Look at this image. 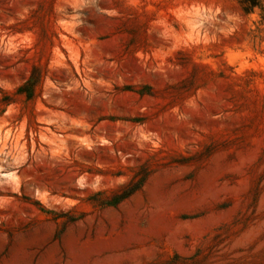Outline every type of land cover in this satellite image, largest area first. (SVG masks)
Segmentation results:
<instances>
[{
    "label": "rangeland",
    "instance_id": "1",
    "mask_svg": "<svg viewBox=\"0 0 264 264\" xmlns=\"http://www.w3.org/2000/svg\"><path fill=\"white\" fill-rule=\"evenodd\" d=\"M0 264H264V0H0Z\"/></svg>",
    "mask_w": 264,
    "mask_h": 264
},
{
    "label": "trees",
    "instance_id": "2",
    "mask_svg": "<svg viewBox=\"0 0 264 264\" xmlns=\"http://www.w3.org/2000/svg\"><path fill=\"white\" fill-rule=\"evenodd\" d=\"M255 1V0H254ZM247 7V10L250 8V9H254L255 7H261L260 4H257V3H245ZM36 88V85L34 84L32 78L31 80H29L25 85H23L19 90L18 92L20 94H26L28 97H33L34 94H35V89ZM142 183L140 184H137L136 186L132 187L131 189H129L128 191L126 190L123 194L121 195H118L117 197H115L112 201H110L108 204H117V203H120L122 202L123 200L127 199L128 197L132 196L134 193H136L141 187Z\"/></svg>",
    "mask_w": 264,
    "mask_h": 264
}]
</instances>
